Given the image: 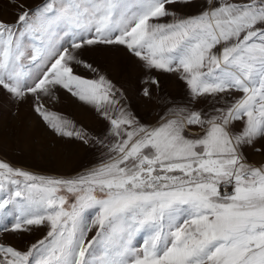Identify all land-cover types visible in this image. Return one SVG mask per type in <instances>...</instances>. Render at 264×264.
Here are the masks:
<instances>
[{
    "label": "snow or ice",
    "instance_id": "6c2138e0",
    "mask_svg": "<svg viewBox=\"0 0 264 264\" xmlns=\"http://www.w3.org/2000/svg\"><path fill=\"white\" fill-rule=\"evenodd\" d=\"M176 3L193 0H46L18 12L15 24L0 21V88L19 99L33 94L56 135L89 144L86 131L39 102L60 86L108 120L112 137L97 140L105 159L70 177L0 161V218L14 208L11 231L48 229L24 251L0 244V264H264V164L244 152L264 151L255 147L264 139V0H203L184 16L169 11ZM167 16L172 22H153ZM61 25L71 51L52 40ZM97 44L123 45L146 68L178 73L189 104L221 97L222 106L174 105L143 125L105 76L74 73L72 62L97 72L75 54ZM25 58L50 67L28 83Z\"/></svg>",
    "mask_w": 264,
    "mask_h": 264
},
{
    "label": "rangeland",
    "instance_id": "374dc122",
    "mask_svg": "<svg viewBox=\"0 0 264 264\" xmlns=\"http://www.w3.org/2000/svg\"><path fill=\"white\" fill-rule=\"evenodd\" d=\"M46 0H0V21L15 24L17 14L25 9H35ZM24 5L18 8L17 5ZM203 0H193L189 6L176 3L167 5L169 11L178 15H191L200 11ZM159 23H170L172 17H162ZM52 40L57 45L71 51L72 36L66 26L57 27ZM26 57L31 55V39L22 38ZM62 50V48L60 49ZM77 59L91 64L97 72H92L84 64L72 62L75 74L86 79L105 76L117 89L121 104L143 125L157 124L161 116L174 105H187L196 110L207 112L213 103L222 106L221 97H201L189 101V89L178 73H166L161 70L148 69L143 62L131 54L123 45H85L75 52ZM24 71L28 83L50 67L51 61H31L23 59ZM150 78L159 81V85L150 83ZM144 88L151 92L150 97L143 94ZM233 95L238 96L239 93ZM231 99V97H227ZM40 103L52 112L72 121L77 128L83 129L91 137L89 144H84L75 137H62L55 134L34 110L36 97L26 93L23 99L15 98L0 88V161L36 174L58 177H70L99 164L106 158L107 149L97 140L107 144L112 140L109 135L110 123L91 105L72 96L66 89L56 86L52 94L40 97ZM241 125L236 124L239 131ZM193 131L198 129L193 128ZM264 145V139L258 140L256 148ZM247 161L255 166L264 164V151L257 152L252 147L244 149ZM231 190V189H230ZM15 209H10L6 217L0 218V244L12 246L24 251L36 241L43 239L47 233L46 226L33 227L31 231L13 232L11 225L15 222ZM7 228V231L4 229ZM95 231L89 233V239ZM145 233L141 232L134 240V245H142Z\"/></svg>",
    "mask_w": 264,
    "mask_h": 264
},
{
    "label": "built area",
    "instance_id": "2783aa9c",
    "mask_svg": "<svg viewBox=\"0 0 264 264\" xmlns=\"http://www.w3.org/2000/svg\"><path fill=\"white\" fill-rule=\"evenodd\" d=\"M229 191H230V189H229Z\"/></svg>",
    "mask_w": 264,
    "mask_h": 264
}]
</instances>
